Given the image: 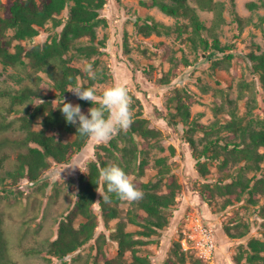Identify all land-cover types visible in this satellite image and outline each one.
I'll list each match as a JSON object with an SVG mask.
<instances>
[{"label":"trees","instance_id":"1","mask_svg":"<svg viewBox=\"0 0 264 264\" xmlns=\"http://www.w3.org/2000/svg\"><path fill=\"white\" fill-rule=\"evenodd\" d=\"M194 2L196 5L190 0L148 1L147 5L158 6L177 18V22L167 24L147 17L144 23H138L140 32L146 36L153 33L184 36L191 47L202 49L206 57L214 60L215 64L229 67L234 53L231 45L224 44L220 37L226 23V2ZM106 3L107 0H10L7 3L0 0V61L5 66H13L26 74L18 88L3 79L0 69V184L4 185L2 189L7 195L13 192L15 185L22 179L35 183L54 162L71 161L88 143L90 137L77 133V125L66 122L59 106L63 100L66 101L68 88L75 87L80 80L81 85L87 88L106 77L105 71L98 66L99 58L92 59L101 50L92 43H85L86 40L95 41L97 29L106 23L101 15ZM248 5L250 9H255L264 6V1L261 4L251 1ZM67 7L69 16L63 20L59 15ZM198 8L213 12L210 26L201 18ZM234 15L240 27L248 23L238 13ZM50 21L56 25L63 24L59 36L30 47L20 42L13 44L15 40L33 39ZM8 30L13 31L11 37L7 36ZM248 56L264 88V51L260 54L251 52ZM81 57L94 62L93 68L97 76L95 80L89 79L82 71L83 67L74 63L75 59ZM46 78L57 90V104L53 98L43 93ZM241 84L242 96H248L245 114H239L237 108L232 107L228 118L209 125L195 123L188 132L203 130V147H200L199 141L190 133L187 134V141L202 177L210 173L209 164L216 161L222 172L217 181L202 183L199 188L202 197L209 203L221 199V209L245 200L247 205L254 206L264 218V204H260L264 197V110L262 115L255 116L258 105L255 89L247 81ZM37 99L40 101L37 102ZM226 100L232 103L228 96ZM79 105L86 115L93 106L90 101L85 100H80ZM174 108L176 111L172 112L173 123L177 124V119L187 123L191 115L190 103L184 100L181 92L178 93ZM133 119L134 122L126 133H119L108 144L97 146L96 159L88 162L87 171L78 178L74 206L68 213L61 215L56 237H44L40 240L34 236L26 242L21 239L15 247L23 249L28 255H36L42 259L51 255L59 259L61 264H69L65 258L95 238L97 254L91 259L90 254L79 253L71 260V264H89L90 261L93 264H154L150 254L142 252V246L149 244L150 238L169 225L173 215L171 210L183 188L178 176L171 170L168 157L155 158L154 165L158 169L156 179L141 181L139 185L133 181L144 196L127 209L122 207L125 201L114 194H109L111 202L105 203L97 191L101 188L106 190L100 180V171L108 165L117 164L129 176L137 177L144 176L150 167L151 153L154 147H159L161 132L151 126L150 120L143 116L142 111ZM223 132H230L231 135L226 138ZM137 136L142 138L141 145L136 141ZM65 137L70 139L65 140ZM96 203L99 204L106 225L111 220L118 219L109 236L101 233L96 237V230L100 225V215L94 207ZM2 222L0 213V224ZM129 224L141 228L128 230ZM262 225L264 227V221ZM224 229L231 239L244 238L251 231L249 223L244 220L231 225L225 224ZM2 231L1 225L0 247L5 249L9 240L4 239ZM27 232L26 227L23 237L28 236ZM108 238L118 243L117 253L113 257L105 249ZM3 251L0 253V264ZM234 260L237 263L264 264V239L252 236L246 247L239 246ZM187 262L206 264L191 251L184 250L182 242L176 240L165 264Z\"/></svg>","mask_w":264,"mask_h":264},{"label":"rangeland","instance_id":"2","mask_svg":"<svg viewBox=\"0 0 264 264\" xmlns=\"http://www.w3.org/2000/svg\"><path fill=\"white\" fill-rule=\"evenodd\" d=\"M2 1L7 3L10 0ZM148 1L150 0H107L101 10L106 23L97 29L95 41H85L101 50V53L92 58H99L98 66L106 74L103 81L97 80L94 83L93 87L97 89V94L99 95L105 88L116 83L125 84L133 99L134 116L142 111L143 116L150 120L151 126L161 132L159 147H154L150 167L145 175L142 177L131 175L130 178L138 185L141 181L156 179L158 169L154 165L155 158L167 156L172 172L183 184L177 203L171 210L173 215L169 225L150 238V243L142 246V252L149 253L154 264H165L173 243L176 240H182L185 236L184 230L191 224L194 214L199 212L214 228L217 245L214 257L212 259L202 258L199 248L192 246V242L190 243L192 247L187 251L194 253L206 264H245L237 263L234 255L239 246H247L252 236L264 239L262 225L264 218L254 206L247 205L245 200L221 209V199H215L209 203L202 197L199 192L202 183L217 181L222 176V172L216 161L209 164L210 173L206 177L200 175L196 168V160L192 155L191 145L187 141V134H192L202 148L201 139L205 132L203 130L188 132L195 123L209 125L219 119L228 118L232 107H236L239 114H245L248 96H242L241 83L244 81L249 82L257 94L258 105L255 108V116L262 115L264 88L259 81V76L252 68L248 54L251 52L260 54L264 51V6L250 9L248 4L251 1L261 4L264 0H235V2L223 0L227 8L226 23L220 37L224 44L231 45V51L234 53L229 67L225 64H215L214 60L206 57L202 49L197 50L191 47L184 36L178 37L174 33L162 35L153 33L146 36L141 33L138 23H144L147 17H153L167 24L177 22V18L165 13L158 6L147 5ZM190 1L196 5L194 0ZM198 12L210 26L213 12L200 8ZM235 13L248 20L244 27H240L239 22L236 21ZM68 16L69 7L59 15V18L66 20ZM181 21L184 20L181 19ZM62 29L63 24L56 25L50 21L33 39L15 40L13 44L20 42L30 47L59 36ZM7 34L11 37L13 31L8 30ZM88 61V58L81 57L75 59L74 63L83 67ZM88 63L94 65L93 61ZM0 69L3 79L18 88L21 86V80L26 77L24 72H20L13 66H5L1 61ZM79 84H82V80ZM179 92L184 96V100L190 103L191 115L187 123L177 119L178 123L175 124L172 112L176 111L174 104ZM43 93L53 98L56 104L58 103L57 90L47 78ZM226 96L232 100V103L226 100ZM65 100L79 104L81 99L69 91ZM36 101L39 102L40 99ZM81 110L84 112V109L81 108ZM15 115L12 114V116ZM222 134L226 138L231 135L230 132ZM64 139L67 140L70 137ZM136 141L141 145L142 138L137 136ZM98 145L100 144L89 138L86 146L77 152L71 161L54 162L35 183L22 179L9 195L2 189L4 185L0 184V213L3 219L0 226L3 227L4 239L9 240L8 246L3 248L4 251L0 247V253L3 251L1 264H61L59 259L51 255L42 259L36 255H28L23 249L15 246L20 243L21 239L26 242L34 236L40 240L44 237H56L61 215L68 213L74 206L77 200L78 178L80 174L87 171L88 162L96 159ZM260 204H264V197L261 198ZM129 206L127 202L122 204L125 209ZM94 207L100 215L96 237L101 233L109 236L118 219H113L109 225H106L101 216L99 204L96 203ZM25 220H28L27 223L24 222ZM239 220L248 222L251 231L244 238L231 239L224 225H231ZM26 227L28 236L23 237ZM140 228L135 224H129L127 227L132 231ZM105 249L108 255L113 257L117 253L118 243L108 238ZM79 253L90 254L89 258L92 259V256L97 254L95 238L76 253L67 256L65 260L71 264V260ZM89 264L93 262L90 261Z\"/></svg>","mask_w":264,"mask_h":264},{"label":"clouds","instance_id":"3","mask_svg":"<svg viewBox=\"0 0 264 264\" xmlns=\"http://www.w3.org/2000/svg\"><path fill=\"white\" fill-rule=\"evenodd\" d=\"M82 71L91 80L97 78L92 63L85 62ZM67 91H71L78 99L90 101L93 106L88 109L86 115L79 104L63 100L59 108L66 122L77 125V133L90 137L98 144L108 143L120 132L126 133L134 122L133 99L128 87L123 83L107 87L99 95L95 87L85 88L79 83L75 87L68 88ZM100 180L106 186V190L97 191L105 203L111 202L109 194H114L129 204L140 201L144 196L143 191L117 164L103 168L100 171Z\"/></svg>","mask_w":264,"mask_h":264},{"label":"built area","instance_id":"4","mask_svg":"<svg viewBox=\"0 0 264 264\" xmlns=\"http://www.w3.org/2000/svg\"><path fill=\"white\" fill-rule=\"evenodd\" d=\"M185 236L181 242L187 250L192 246L199 248V254L203 258L212 259L216 249V234L212 225L199 213H195L189 227L184 230ZM192 242V246L191 243Z\"/></svg>","mask_w":264,"mask_h":264}]
</instances>
